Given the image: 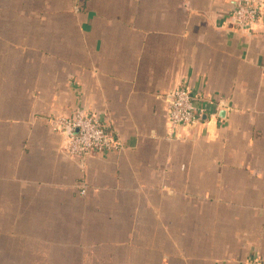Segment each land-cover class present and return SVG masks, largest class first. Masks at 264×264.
Returning a JSON list of instances; mask_svg holds the SVG:
<instances>
[{"label":"crops","instance_id":"crops-1","mask_svg":"<svg viewBox=\"0 0 264 264\" xmlns=\"http://www.w3.org/2000/svg\"><path fill=\"white\" fill-rule=\"evenodd\" d=\"M234 6L0 0V264H264V4ZM179 87L208 111L177 138ZM77 112L121 148L68 153Z\"/></svg>","mask_w":264,"mask_h":264},{"label":"built area","instance_id":"built-area-1","mask_svg":"<svg viewBox=\"0 0 264 264\" xmlns=\"http://www.w3.org/2000/svg\"><path fill=\"white\" fill-rule=\"evenodd\" d=\"M264 0H235L230 22L241 31L255 30L262 15ZM199 95L179 87L170 92L167 104L168 130L172 137H183L182 129L195 127L208 111V105L198 104ZM212 104V101H209ZM56 129L67 132L65 148L68 153L86 157L94 151L119 149L121 144L97 117L77 112L51 118ZM252 264H263L254 260Z\"/></svg>","mask_w":264,"mask_h":264}]
</instances>
